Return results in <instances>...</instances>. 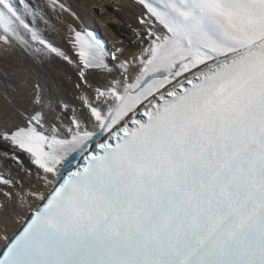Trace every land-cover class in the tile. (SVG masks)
Masks as SVG:
<instances>
[{
	"label": "snow or ice",
	"instance_id": "6c2138e0",
	"mask_svg": "<svg viewBox=\"0 0 264 264\" xmlns=\"http://www.w3.org/2000/svg\"><path fill=\"white\" fill-rule=\"evenodd\" d=\"M135 4L125 57L85 27L71 53L50 42L40 22L76 15L65 0H0L5 53L78 77V104L37 84L0 127V192L30 210L0 229V264H264V0Z\"/></svg>",
	"mask_w": 264,
	"mask_h": 264
},
{
	"label": "bare ground",
	"instance_id": "6f19581e",
	"mask_svg": "<svg viewBox=\"0 0 264 264\" xmlns=\"http://www.w3.org/2000/svg\"><path fill=\"white\" fill-rule=\"evenodd\" d=\"M33 1L37 2V0ZM65 2L76 13L73 15L75 18L69 13L57 16L48 9L49 23L45 25L43 21L40 22L44 34L53 41L54 45L70 49L67 43V26L70 23L78 25L81 22L92 26L95 24L91 19L93 17L101 26L109 43L122 47L125 57L137 51L138 44L130 42L132 34L129 26L136 24V16L140 8L130 0H65ZM100 5L106 6L107 11L101 14ZM116 7L117 10H115ZM121 21L125 24L121 25ZM94 27L97 28L96 25ZM125 28L128 32L122 34ZM126 42L129 43L126 44ZM77 81L78 77L72 66L59 58L38 60L19 48L5 53L0 46V127L22 121L21 113L31 110L32 96L37 84L52 92L53 95H56L58 90L59 95L65 100L78 104L75 99ZM97 82H100L98 78L93 79V83ZM0 171L7 174L3 167H0ZM10 171L12 176L23 181L26 188L35 185L45 193L51 188V186L46 187L38 182L36 177H29L14 167ZM0 197L3 203L0 209V229L7 224L9 234H11L21 226L22 221L19 217H27L30 210L28 206L21 209L14 202L8 201L3 197L2 192H0ZM38 203L39 201H32L31 206L34 207Z\"/></svg>",
	"mask_w": 264,
	"mask_h": 264
},
{
	"label": "rangeland",
	"instance_id": "374dc122",
	"mask_svg": "<svg viewBox=\"0 0 264 264\" xmlns=\"http://www.w3.org/2000/svg\"><path fill=\"white\" fill-rule=\"evenodd\" d=\"M115 10H117V8H116ZM72 16H73V15H72ZM91 19H92V21H93L95 24H93L92 26H91L90 24H86V25H87L88 27H92V28H96V27H94V25H96V26H97L96 29H98V30L100 31V33L102 34V36H103L104 38H106L105 35H104V33H103V31H102V29H101V26L99 25V23H98L93 17H91ZM124 24H125V23L121 21V25H124ZM126 29H127V28L123 29L124 32H123L122 34H126V33L128 32V31H126ZM132 38H133V35H132ZM106 39H107V38H106ZM130 42L133 43V40H130ZM134 43H135V42H134ZM126 44H128V42H126ZM135 44H137V43H135Z\"/></svg>",
	"mask_w": 264,
	"mask_h": 264
}]
</instances>
